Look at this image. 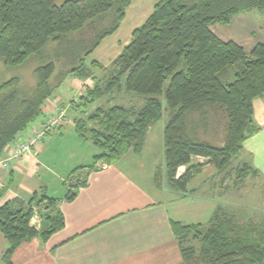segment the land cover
<instances>
[{
  "label": "trees",
  "instance_id": "obj_1",
  "mask_svg": "<svg viewBox=\"0 0 264 264\" xmlns=\"http://www.w3.org/2000/svg\"><path fill=\"white\" fill-rule=\"evenodd\" d=\"M130 4L131 0H0V61L16 67L34 55L42 60L34 69V85L22 86L21 77L0 85V156L43 114L64 77L90 76L86 57L120 28ZM252 9L264 11V0H159L113 61L105 81L77 102L88 107L116 85L145 97L139 109L120 105L95 109L88 115L100 126L92 130L93 136L85 131V119L74 118L78 131L98 148L96 161L112 164L131 149L140 151L149 125L165 109L170 111L165 158L173 187L186 192L192 178L202 172L203 164H192L194 156L207 158L218 169L227 168L247 136L258 129L253 99L264 95V44L247 55L237 43L218 38L210 25L226 24ZM184 165L187 169L178 176ZM93 169L77 167L68 176L67 200L86 185ZM249 170L242 167L239 176ZM57 203L56 198L36 193L25 205L0 208V229L10 243L6 262L12 264L13 253L24 241L36 236L46 240L63 228V214L46 210L40 230L30 225L34 206L51 209ZM173 228L176 237L184 229H206L176 222ZM256 232L253 225L242 227L216 217L203 234L200 258L191 261L188 250L180 247L187 264H264V235Z\"/></svg>",
  "mask_w": 264,
  "mask_h": 264
},
{
  "label": "crops",
  "instance_id": "obj_2",
  "mask_svg": "<svg viewBox=\"0 0 264 264\" xmlns=\"http://www.w3.org/2000/svg\"><path fill=\"white\" fill-rule=\"evenodd\" d=\"M158 1L131 0L120 28L86 57L90 76L69 75V84L55 90L43 114L19 134L16 142L26 141L38 124L59 107L69 109L68 114L72 110V120L51 130L34 153L13 160L9 168L2 163L12 154L15 143H8L0 156V208L10 203L14 207L25 205L36 193H43L58 199V203L51 209L34 206L31 227L42 228L45 210L62 213L65 219L63 228L48 239L36 236L24 241L13 253L12 264H187L174 222L208 228L216 217H225L238 226L264 227V95L253 99V121L258 129L247 136L231 164L218 169L207 158L194 156L192 164H203V168L192 178L186 192L170 183L164 138V173L160 164L155 169L152 165L153 172L149 174L141 168H124L126 162L133 161L132 156L145 152L152 123L140 151L131 149L117 162L101 167L95 159L98 148L77 129L73 101L105 81L113 61ZM210 29L222 41H233L250 55L258 44H264V11H243L226 24H211ZM113 98L105 95L98 100L111 104ZM81 166L94 169L74 199L67 200V178ZM244 166L250 170L239 176ZM186 169L185 165L179 167L178 176ZM9 247L0 229V264H9L5 260Z\"/></svg>",
  "mask_w": 264,
  "mask_h": 264
},
{
  "label": "rangeland",
  "instance_id": "obj_3",
  "mask_svg": "<svg viewBox=\"0 0 264 264\" xmlns=\"http://www.w3.org/2000/svg\"><path fill=\"white\" fill-rule=\"evenodd\" d=\"M65 0H58V3H62ZM89 57L86 59L88 60ZM42 63V60L40 61V58L37 55H34L30 57L24 64L16 67H8L6 66L2 61H0V85L6 81L9 80L13 77H21V85L22 86H32L35 84V76H34V69ZM70 76L64 77L63 82L60 84V86H65L66 83L69 84ZM63 84V85H62ZM59 86V87H60ZM70 96L72 97L73 93H70ZM108 97H114V101L110 104V101L108 102H103L101 103L100 100H98L95 104L89 105L90 107H86L83 104H78L79 103V98L77 100H74L73 105L76 110V117L78 119H85L86 120V129L85 131L90 135L93 136L92 130L93 129H98L100 126L97 125L96 123L90 122L88 120V115L89 113L93 112L95 109L99 107H110L113 105H120V106H125L127 109H135V108H141L144 105V96L133 94L127 92L125 89L121 88L120 85H116L111 91L110 94H107ZM78 102V103H77ZM86 102V101H84ZM165 103V102H164ZM133 106L135 108H133ZM69 110V109H68ZM73 111L70 110L69 116L72 120ZM170 116V111L165 110L163 111L162 117L157 120L156 122H153L150 126L149 132H148V137L147 140L148 144L145 147V152L142 155L139 156H132L133 161L131 162H126L124 164V168L126 169H138L141 168L145 174L152 173V165L155 164L153 167H157L160 164V167L163 169L164 173V168L162 167V162L163 161V149H162V144H163V138H164V127L169 120ZM130 118H133L132 116L129 115ZM103 130L102 128H100ZM212 137V135H210ZM221 136V135H220ZM151 151V152H149ZM162 153V154H161ZM98 167L104 166L107 164L104 160L98 161ZM137 173V172H136ZM133 172V174H136ZM256 231L258 233H261L264 235V229L261 230L258 227H255ZM207 229V228H206ZM206 229H201L202 231H199L197 229L195 230H187L184 229L182 230L181 234L176 237L177 242L182 245L183 248L188 250L187 256L191 261H196L198 258H200V251L202 248V237ZM256 232V234H258Z\"/></svg>",
  "mask_w": 264,
  "mask_h": 264
},
{
  "label": "built area",
  "instance_id": "obj_4",
  "mask_svg": "<svg viewBox=\"0 0 264 264\" xmlns=\"http://www.w3.org/2000/svg\"><path fill=\"white\" fill-rule=\"evenodd\" d=\"M69 121L70 116L68 114V109L66 107L57 108L54 114H51L43 122L38 124L26 141L19 143L16 141L13 142L15 143L14 150L12 154L3 161V167L9 168L13 160L34 153L41 146L43 139L51 130L62 126Z\"/></svg>",
  "mask_w": 264,
  "mask_h": 264
},
{
  "label": "water",
  "instance_id": "obj_5",
  "mask_svg": "<svg viewBox=\"0 0 264 264\" xmlns=\"http://www.w3.org/2000/svg\"><path fill=\"white\" fill-rule=\"evenodd\" d=\"M20 138V135H17L16 139H19Z\"/></svg>",
  "mask_w": 264,
  "mask_h": 264
}]
</instances>
